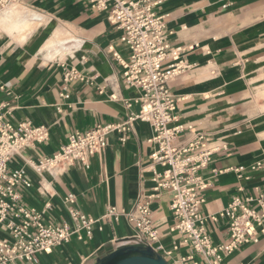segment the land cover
Returning <instances> with one entry per match:
<instances>
[{
	"label": "crops",
	"instance_id": "crops-1",
	"mask_svg": "<svg viewBox=\"0 0 264 264\" xmlns=\"http://www.w3.org/2000/svg\"><path fill=\"white\" fill-rule=\"evenodd\" d=\"M159 1L153 9L163 15L168 50L181 48L190 64L168 82L175 98L171 124L183 126L175 142L189 138V125L208 136L214 150L197 171L207 183L200 212L211 242H225L227 221L210 216L234 195L264 190V0ZM121 34L88 0H15L0 9V104L11 112L6 118L12 123L48 130V139L22 147L8 162L9 168L22 166L29 183L16 185L15 202L37 210L49 202L50 209L40 216L45 225L75 228L69 209L98 219L90 237L83 230L74 232L49 253L38 252L35 262L17 259L13 264H104L124 246L148 248L168 264H208L181 233L170 230L176 219L166 191L149 202L156 239L133 237L136 227L128 214L154 193L153 171L162 169L151 163L153 129L147 121L137 118L127 131L108 133L104 149L88 157V166L76 161L41 172L31 166L58 151L70 134L123 123L138 112L140 89L124 82L113 55L129 58ZM72 68L78 76L64 80ZM256 162L260 166L251 168ZM238 166L243 170L234 171ZM70 193L74 202L64 203ZM107 205L117 208V220L99 219ZM8 236L0 222V238ZM223 257L225 264H264V237Z\"/></svg>",
	"mask_w": 264,
	"mask_h": 264
},
{
	"label": "built area",
	"instance_id": "built-area-1",
	"mask_svg": "<svg viewBox=\"0 0 264 264\" xmlns=\"http://www.w3.org/2000/svg\"><path fill=\"white\" fill-rule=\"evenodd\" d=\"M13 1L15 0H0V9ZM88 2L91 8L106 13L110 24L122 32L119 40L128 48L129 58L123 60L115 52L113 55L122 66L124 82L140 89L137 99L139 110L137 113H130L123 123L98 124L85 133L70 134L67 142L58 151L31 163L32 168L41 172L76 161L88 166V157L104 149L108 133L127 131L129 123L137 118L147 121L153 129V134L148 139L154 145L150 154L151 163L160 165L162 169L153 171L154 193L138 202L128 214V220L133 221L136 227L133 237L140 240L146 235L150 240L156 239L157 230L150 219L149 202L159 192L166 191L176 219L170 230L181 233L182 241L189 244L203 258L209 259L208 264H225V253L234 251L245 243L257 242L259 236L264 237V190L243 198L234 195L225 208L210 216L212 220L224 218L229 231L227 241L212 243L204 228L206 218L200 212L203 200L200 194L207 183L197 171L211 160L214 149L209 146L208 136L197 131L193 125L187 127L189 138L183 142H175L183 126L171 124L176 120L173 113L175 98L168 82L188 69L190 64L181 56V48L168 50L163 15L153 9L160 1ZM167 59L170 62L163 66ZM77 76L72 68L65 72L64 80ZM7 115L12 116L11 112L3 110L0 104V222H4L9 231L8 237L0 238V264H13L17 259L35 262L38 252L49 253L55 245L69 241L74 232L83 230L90 237L92 226L98 219L87 217L80 210L69 209L75 228L66 223L45 225L40 221V216L50 209L49 202L40 210L25 208L15 202L16 185L21 182L29 183L25 169L22 166L9 168L8 162L22 147L48 139V130L45 125L12 123L6 118ZM259 166L260 162H256L251 168ZM233 170L240 172L243 167L238 166ZM74 200L75 195L72 193L63 198L64 203H73ZM118 218L119 211L113 205H107L99 217L103 221ZM98 228L101 229L102 226ZM176 247L173 245V248ZM189 258L191 256L182 257V260L187 261Z\"/></svg>",
	"mask_w": 264,
	"mask_h": 264
},
{
	"label": "water",
	"instance_id": "water-1",
	"mask_svg": "<svg viewBox=\"0 0 264 264\" xmlns=\"http://www.w3.org/2000/svg\"><path fill=\"white\" fill-rule=\"evenodd\" d=\"M104 264H168L160 254H152L150 249L128 246L114 250Z\"/></svg>",
	"mask_w": 264,
	"mask_h": 264
}]
</instances>
